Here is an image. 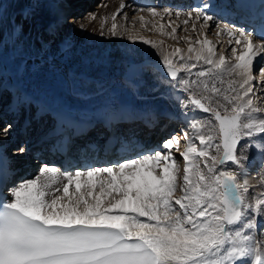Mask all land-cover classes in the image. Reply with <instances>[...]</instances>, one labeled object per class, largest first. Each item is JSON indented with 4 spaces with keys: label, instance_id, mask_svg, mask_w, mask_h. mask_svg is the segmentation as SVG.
I'll list each match as a JSON object with an SVG mask.
<instances>
[{
    "label": "snow or ice",
    "instance_id": "obj_1",
    "mask_svg": "<svg viewBox=\"0 0 264 264\" xmlns=\"http://www.w3.org/2000/svg\"><path fill=\"white\" fill-rule=\"evenodd\" d=\"M204 7L194 9V18L203 21L201 35L214 19ZM146 11L160 15L156 8ZM163 12L171 15L167 8ZM185 15L188 24L193 12ZM116 18L114 13L108 28L113 36ZM215 28L217 35L227 34L229 43L241 46L239 53L231 49V60L223 53L217 56L207 38L190 42L186 54L178 47L172 52L159 48L172 79L203 64L196 79L180 81L192 90L190 104L211 116L193 124L200 147L184 134L188 143L180 152L182 171L172 155L174 145L179 150L175 136L164 141L167 151H137L108 166L40 168L35 177L13 183L9 195L0 193V264H264V243L245 232L256 227L264 198L248 202L247 181L220 168L240 163L236 152L245 137H259L256 146H264V106L254 91L264 22L258 40L255 31L243 27L217 22ZM128 38L136 39L131 33ZM143 43L158 47L146 39ZM260 73L264 77V68ZM259 83L264 91V78ZM4 167L0 157V174ZM249 211L254 215L244 223ZM237 224L241 227L233 229Z\"/></svg>",
    "mask_w": 264,
    "mask_h": 264
},
{
    "label": "bare ground",
    "instance_id": "obj_2",
    "mask_svg": "<svg viewBox=\"0 0 264 264\" xmlns=\"http://www.w3.org/2000/svg\"><path fill=\"white\" fill-rule=\"evenodd\" d=\"M240 1L241 0H227V2H225V0H205L201 7L206 5L207 7H204V11L209 15H212L214 18H221L220 20H224L228 24H234L235 22H238L239 13L237 12V10L240 8V6L238 5V2ZM87 5L81 4L80 6H78V4L76 3V5L72 7L73 9L71 13L77 16L81 12V10H84V8L87 7ZM121 5H123L122 8ZM156 5V9L160 13V15L153 17L146 11V8H140V0H104L103 3H100V5H98L100 9L96 14L88 15L82 24L78 22L74 23L75 27L79 28L90 36H95V38L100 40L101 38H103L104 40H108L109 46L113 48L120 42L124 43L127 40L131 42L128 36L124 34V30L127 27L125 26V22L122 21V19L126 18L131 21L137 20L136 22H138V20H140L138 18H140L141 16H147V21L142 22H147V24H149V41L155 42L158 45L157 48H154L151 45V48H153L160 57L161 55L159 54V48L161 47L168 50L169 52H172L175 48L178 47L184 50L183 54H186L188 48L187 42L190 43L193 37H195L193 41H195L197 38H199L200 40L207 38L213 46H219L222 43L223 39L219 41L220 38L218 37L219 35H217V31L215 36L213 35L215 33L214 31H208V28L210 29L214 19L209 23V26L206 27L207 30L206 28L203 29L205 35H201L202 30L199 28V25L201 24L202 26L203 21L196 20L194 18V8L190 6L189 8L180 9V6H184V2L179 5L178 1L169 3L163 2V6L162 8H160L159 0H157ZM36 7H39V4H37ZM43 7H47V9H50L49 13L51 15L48 17V23L50 27L48 29L49 32L47 33L49 35L50 32L52 33V31L58 30L60 25L59 22L67 12V9L62 6V0H47ZM148 8L152 7L149 6ZM165 8L170 10L171 15L165 14L163 12ZM120 9H125V11L123 12L125 16L124 18L121 17L119 20L116 18L115 23H117L118 29L117 34L113 36L108 31V28H110L111 24L114 22L112 20L113 14L117 13L118 16L122 11ZM177 12L181 14L179 17L175 15ZM189 12H193V18L188 24H185L183 21L185 19H189L185 15V13ZM36 15L38 14L36 13ZM93 16H95L96 18L92 19ZM125 21L127 22V20ZM32 24H35V21L32 22ZM193 24H195V30H193ZM161 25H163L162 28ZM234 25H229V27ZM173 28L177 29L175 33H172ZM198 28L200 30H198ZM234 28H238V26ZM71 30L68 31L67 29L66 34L68 35L67 37L70 41L75 39L74 33H71ZM221 35L223 38L226 37L227 34ZM186 37L190 39H185ZM233 41L234 40L229 43V40L226 39V41L222 44V50L220 52L216 51V55L218 56L220 53H223L231 60L232 52L231 50V53L228 52V48H232V46L236 47L238 53L242 50L241 46L236 45L235 41ZM1 43L2 42L0 40V52L3 53V45L1 46ZM15 44L20 45L17 40L15 41ZM199 46L200 45H196V47ZM40 57L50 58L51 56L42 54L38 58ZM259 65L261 66V68H264V53H261L256 58L254 63V70ZM51 66L53 65H50L49 68L43 65L36 66L38 68L35 67L36 69H33L29 72H23L24 69H22V71L18 69L15 77H6L7 84L4 77L0 74V80H2L3 85L6 84L5 92H9L8 101H6L3 104L2 108H0V154L4 159V164L12 170L10 180H8V182H17V180H21V178L24 179L25 175L20 173L19 171L22 170L26 164L30 166V168L27 170V172H29L30 174L39 172V169L41 168V166H39L36 161L29 162L27 151L35 147L38 142L43 141L44 137H46L48 133L43 132L39 133L38 135H32L30 137V143L21 146L24 141L19 133L20 124L17 123L18 125L15 127L11 125L13 118H18L20 119L19 121H21L24 114L28 112L27 109L32 110L33 114L31 115V118L36 124L42 123V120L44 119H47V123H49L50 121L51 123L55 124V122H57L58 119L61 118V116L66 114H71L73 116H78L81 114L84 119L93 120L94 117H103L109 114V112L123 114L124 111L127 110L132 111L136 116L145 115V120L152 121V118L147 115L150 112L151 107H156L158 111L160 110V114L162 115V120H160V122H157L156 126L160 127L162 124L166 123L167 120L171 119V122L168 124L162 134L164 137L166 133L173 129V134L170 135V138L171 136H175L178 138L179 152H172V155L177 159L178 162L181 163V171L183 168V158L182 156H180V152L186 149V145L188 143V141L184 139V134L188 133V135L193 138V143L197 147H200L199 141L195 140L196 131L193 128V124L195 122L205 121L200 120V118L211 119V116L210 114H202L199 110H197V108L192 106L190 102V108H187L186 106V108L189 109L190 112L188 111L187 113H184L182 111L183 108H185L183 100L189 101V94L190 91H192L186 90L185 86L180 83L181 80L187 79H182L181 76H179L177 79H172L167 74L166 69L158 64L156 65V67L159 69V75L157 76L160 85L159 89H157V86H159L158 84L153 86L152 83L149 84L150 86H147L146 83L148 82L145 83L140 80L142 78H145L142 75H137L138 78H136L135 81L138 79V85L135 86V81H131V79L136 76V69L138 70V68H130L129 72H125L122 79H120L122 77L121 75V77H119V80H117L116 82L114 81V79H111L101 85L89 84L92 86V88L89 86L91 88L89 91L77 92L75 86V88L69 87L68 82L72 81L70 78L77 79L75 74L79 73L80 71L87 73L90 76H96V74H93L92 72V75L91 72L89 73L83 70L76 71L77 69H75L72 65H69L70 67L67 69L57 67L53 68L54 66ZM134 70L135 73L133 72ZM12 71H14L13 68ZM0 72H3V70H1ZM132 73L133 75L131 78ZM258 73H260V71ZM256 76L257 78L254 76L255 88L261 92L262 99L259 101H261L260 105L264 106V102L262 103V101L264 100V91L261 90V85L259 83L261 81V76ZM129 78L131 79L129 80ZM81 83L85 82L83 80L79 82L78 80H75V84L78 85V87L81 86ZM143 84L145 86H143ZM166 114L167 116L165 118L164 115ZM4 123H6L5 125H7L8 130L3 129L2 124ZM49 124L47 125V131L45 132H48L50 130ZM176 127L177 130H175ZM5 131H7V135L4 134ZM259 139V137H245L244 139H242L237 147L236 152L237 156L238 153H243V158L241 157L242 159L238 157L240 163L235 164L232 162H227L224 165L220 166L221 170L235 172L240 182L247 181L248 193L246 194V199L248 200V202H252V198L255 196H262V198H264V146H256V142L259 141ZM20 149H24V151L21 152ZM173 149L177 150L175 145ZM163 151L167 150L163 148ZM5 154L8 158L3 156ZM12 154H15V156H13ZM253 215L254 214L250 211L247 212L243 222L246 223L248 219L253 217ZM257 220V216H255V221L257 222ZM240 227L241 224L232 226L233 229ZM255 229L256 227L252 229H246L245 232L246 234H249L254 238L256 233ZM237 264H241V262H237Z\"/></svg>",
    "mask_w": 264,
    "mask_h": 264
},
{
    "label": "rangeland",
    "instance_id": "obj_3",
    "mask_svg": "<svg viewBox=\"0 0 264 264\" xmlns=\"http://www.w3.org/2000/svg\"><path fill=\"white\" fill-rule=\"evenodd\" d=\"M46 1L47 0H0V40L2 42L1 46L3 45V53L0 52V71L3 70V72H0V74L4 77L6 84H7L6 77L7 76L15 77L18 69H20L21 71L22 69H24L23 72H29L32 71L33 69L38 68L36 66H42V65L46 66L47 68H49L50 65H53L54 67L53 66L51 67L53 68L57 67L62 69L64 68L67 69L70 67L69 65H72L75 69H77L76 71L83 70L89 73L91 72V74L92 72L93 74H97L98 73L97 70H101L99 72H103L104 75L106 76V79L107 78L109 80L114 79L115 82L119 80V77H121V75L122 77L120 79H122L124 77L125 72H129L130 68L131 69L138 68V70L136 69L137 72L136 76L133 77V79H131L133 75L132 73L131 78H129V80L131 79V81L132 80L135 81V79L138 78L137 75L138 76L142 75L145 78L144 79L142 78L140 80H142L145 83L148 82L146 83L147 86H150L149 84L152 83L153 86H155L156 84L159 85L158 77H157L159 75V69L156 67V65L159 64L160 66H163L161 62L162 57H160L156 53V51H154V49L151 48V44H146L142 42L143 39L150 40V35L148 34L150 30V26L149 24H147V22L145 23L140 20H138V22H136L137 20L134 21L128 20L124 18L125 15L123 14V12L125 11V9L124 10L120 9L122 11L117 16V19L119 20L121 17L124 18L122 19V21L125 22V26L127 27L126 28L127 32H125L124 30V34L128 36V33H131L136 37V39L131 40V42L129 40H127L124 43L120 42L118 43L117 46L112 48L109 46L108 40H104L103 38H101V40L97 39L95 38V36H90L89 34L75 27V23L78 22L82 24L88 15L96 14L100 9L98 5H100V3H103L104 0H90V1L62 0V6L67 9V12L60 20L59 22L60 25L58 30L57 31L54 30L52 31V33L50 32L48 35L47 33L49 32L48 29L50 27L48 23V19H49L48 17L51 14L49 13L50 9H47V7H43ZM76 3L78 4V6H80L81 4L84 5L88 4L86 7L87 9L84 8V10H81V12L77 16L71 13L73 9L72 7L75 6ZM37 4H39V7H36ZM36 13L38 15H36ZM143 17H144L143 21H147V16H143ZM220 19L221 18H214L212 22V26L210 27V29L208 28V31L212 30L215 32L213 34L214 36L217 31V29L215 28V24L217 22L220 23V21H221L220 24L222 25L225 24V22ZM125 20H127V22ZM34 21L35 24H32V22ZM199 28L202 30L201 24L199 25ZM199 28L198 30H200ZM67 29L68 31L72 29L71 30L72 32L71 31L70 32L74 33V37H75L74 40L70 41L68 39L67 37L68 35H66ZM218 37L220 38L219 41H221V39H223V41L219 46L216 45L214 47L216 48L215 51L220 52L222 50V44L226 41V39L230 40V38L228 37V35H226V37L223 38L222 35H219ZM194 39L195 37H193L191 42ZM16 40L20 43V45L15 44ZM188 43L189 42H187V45H189ZM232 48L231 47L228 48L229 49L228 52H230ZM42 54L49 55L52 58L51 57L38 58ZM173 59L175 60L177 58L175 57ZM202 67L203 64L201 62V64H198L197 68L193 69L191 73L185 70H181L179 72L178 77L181 76L182 79L194 80L197 78L195 73L199 71L200 68ZM258 67L261 68L260 65L256 67V69L254 70V76L256 78H257L256 75L261 76L260 78L261 80L264 77H262V75L258 73L260 71ZM12 68L14 69V71H12ZM133 72L135 73V70ZM70 79L72 81L68 82L69 87L70 88L76 87L77 92L89 91L92 88V86L89 85L88 83H81V86L78 87V85L75 84V80H78L79 82L81 81V79H74V78H70ZM137 80L134 82L135 86L138 85ZM5 85H3L2 80H0V108H2L3 104L6 101H8L9 98L8 96L9 92L7 91L5 92L6 90ZM143 86L145 85L143 84ZM159 87L160 85L157 86V89H159ZM254 91L257 96L259 97L262 96L261 92L258 91V89L255 88ZM263 102L264 100L262 101V103ZM257 103L261 104V101H257ZM183 104H185V108H183L182 111L184 113H187L189 111V109L187 108L188 107L190 108L189 101L183 100ZM31 115L32 112L30 113V116ZM200 120H208V119L200 118ZM45 121L46 119L42 123L43 126H41L38 129L39 131H41L46 125ZM5 124L6 123L2 124L3 125L2 127L3 129L8 130V127ZM175 130H177V127ZM24 143L26 144V142ZM175 151L179 152V150L177 151L175 149H172V152ZM242 154L238 153V157H240V159L243 158ZM31 161L32 159H29V162ZM178 163L181 164L180 162ZM29 168H30L29 166H26V169L23 170V172L25 173ZM37 174L38 172L34 173L31 176L28 173L29 175L28 178L35 177ZM11 186L12 184L9 185L8 188H10ZM177 195H179V193H177ZM263 216H264V212H262L260 215L257 216L258 220L256 222V229H255L256 233L254 236V242L260 241L264 243Z\"/></svg>",
    "mask_w": 264,
    "mask_h": 264
},
{
    "label": "water",
    "instance_id": "obj_4",
    "mask_svg": "<svg viewBox=\"0 0 264 264\" xmlns=\"http://www.w3.org/2000/svg\"><path fill=\"white\" fill-rule=\"evenodd\" d=\"M97 72H96L97 73L96 76H90L87 73L80 71L79 73H76L75 76L77 78H81V79L85 80L86 82L96 83V84H99V83L107 80L106 77L103 76L102 72H99V71H97Z\"/></svg>",
    "mask_w": 264,
    "mask_h": 264
}]
</instances>
